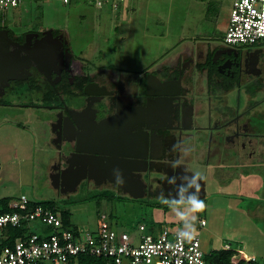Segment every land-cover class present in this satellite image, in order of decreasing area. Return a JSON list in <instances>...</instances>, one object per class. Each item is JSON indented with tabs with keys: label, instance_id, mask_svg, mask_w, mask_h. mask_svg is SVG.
<instances>
[{
	"label": "flooded vegetation",
	"instance_id": "flooded-vegetation-1",
	"mask_svg": "<svg viewBox=\"0 0 264 264\" xmlns=\"http://www.w3.org/2000/svg\"><path fill=\"white\" fill-rule=\"evenodd\" d=\"M0 29L20 44H33L51 28ZM52 30L64 42L62 62L50 78L31 66L25 79L11 80L0 106L12 104L7 95L30 92L46 102L57 149L50 179L61 172L58 196L85 187L176 205L186 201L181 195L197 192L190 164L232 177L264 160V45L233 47L207 38L117 75L77 58L65 34ZM177 160L180 166L173 168ZM173 175L182 178L169 183Z\"/></svg>",
	"mask_w": 264,
	"mask_h": 264
},
{
	"label": "rangeland",
	"instance_id": "rangeland-1",
	"mask_svg": "<svg viewBox=\"0 0 264 264\" xmlns=\"http://www.w3.org/2000/svg\"><path fill=\"white\" fill-rule=\"evenodd\" d=\"M96 5V0H27L0 15V27L16 33L28 27H45L65 34L73 54L91 67L114 74L136 71L162 59L170 50L205 41L224 43L234 0H116ZM183 43V44H181ZM264 45V43H260ZM10 105L0 106V198L54 200L59 209L72 212L70 225L95 229L101 212L111 215L114 227L138 235L139 223L149 231L169 225L184 229L180 204L163 207L142 198L108 199L98 189L80 187L69 197L58 196L50 179L56 148L51 144V116L38 92L7 95ZM201 172L206 205L194 213L195 230L206 253L226 243L264 264V160L223 177L213 168ZM222 176V177H221ZM112 195H110L111 197ZM206 225L201 226L200 220Z\"/></svg>",
	"mask_w": 264,
	"mask_h": 264
},
{
	"label": "built area",
	"instance_id": "built-area-1",
	"mask_svg": "<svg viewBox=\"0 0 264 264\" xmlns=\"http://www.w3.org/2000/svg\"><path fill=\"white\" fill-rule=\"evenodd\" d=\"M27 0H0V15L7 19V10L15 9ZM68 3L69 0H64ZM116 7V0H96ZM224 43L233 47L264 43V0H234ZM26 195L10 202L12 212H0V238L8 226L19 227L23 222H41L52 228L31 231L17 237L12 248L0 251V264H64L81 254L102 257L112 264H209L198 235H183L182 229L164 225L159 231H149L139 223L138 235L114 227L112 218L101 212L95 229L83 231L64 227L62 218L52 208L33 204ZM32 205V206H30ZM201 226L206 220H200ZM225 249H231L229 243ZM249 259L255 260L254 256Z\"/></svg>",
	"mask_w": 264,
	"mask_h": 264
},
{
	"label": "water",
	"instance_id": "water-1",
	"mask_svg": "<svg viewBox=\"0 0 264 264\" xmlns=\"http://www.w3.org/2000/svg\"><path fill=\"white\" fill-rule=\"evenodd\" d=\"M63 46L64 42L59 39V37H54L52 29L47 30L45 36L38 39L33 44L29 41L20 44L10 37L8 29H0V97L4 93V87L7 86L11 80L25 79L29 75L28 69L31 66L37 67L39 71L50 78L52 70L62 62L65 56ZM67 55L71 57L72 54L67 50ZM69 118L72 119V116L70 115ZM65 142L72 144V140L70 139H65ZM59 146L58 148H61ZM96 154L98 155V153ZM72 167L73 165L70 164L69 168ZM60 173H57L56 176H51L52 185L56 189L61 186L60 178H58ZM189 174L192 179L193 175L191 173ZM131 196L134 198L140 197L136 194H131ZM193 196H195V194L181 195L178 198L188 200ZM205 196V181L202 180L200 181L199 198Z\"/></svg>",
	"mask_w": 264,
	"mask_h": 264
},
{
	"label": "trees",
	"instance_id": "trees-1",
	"mask_svg": "<svg viewBox=\"0 0 264 264\" xmlns=\"http://www.w3.org/2000/svg\"><path fill=\"white\" fill-rule=\"evenodd\" d=\"M106 196L108 199H113L114 196ZM13 199L11 197H3L0 198V212H12L13 208L10 207V202ZM43 204L47 207L52 208L58 215L62 218L64 227H71L70 218L72 212L69 208L59 209L56 201L54 200H39L32 201L33 204ZM30 205V206H32ZM111 217V215H110ZM43 229L45 231L51 232L52 228L44 225L41 222H23L19 227L8 226L5 231V234L2 238H0V251L4 248H12L13 244L17 237H26L31 231ZM206 260L209 264H258L257 260H252L247 257L241 250L236 249L232 246L231 249H218L206 254ZM37 264H46L44 262H40ZM64 264H112L109 263L106 259L102 257L91 256L87 254L78 255L75 258L70 259L68 262Z\"/></svg>",
	"mask_w": 264,
	"mask_h": 264
},
{
	"label": "clouds",
	"instance_id": "clouds-1",
	"mask_svg": "<svg viewBox=\"0 0 264 264\" xmlns=\"http://www.w3.org/2000/svg\"><path fill=\"white\" fill-rule=\"evenodd\" d=\"M191 152V148L185 146L182 150V154L184 156H188ZM180 166V161L177 160L172 167L173 168H178ZM116 175V181L118 184H123V179L121 177V174L119 173V170H116L115 172ZM186 175V173L184 174ZM177 178H182V175L177 177L176 175H173L172 177L169 178V183L173 182ZM205 177L201 172H195L193 173L192 179L196 182L195 187L197 188V192L195 196L192 198L181 202L180 207H183L186 209V211L180 212L179 215L183 218L184 222V229H182V234L187 236L191 235L194 230H195V224L194 220L192 219L194 213L203 211L206 205L203 203L202 200L199 199V191H200V181H202ZM162 203L167 204L170 208H172L171 204L165 203L163 200H161Z\"/></svg>",
	"mask_w": 264,
	"mask_h": 264
}]
</instances>
